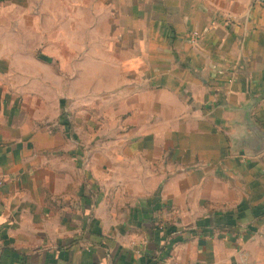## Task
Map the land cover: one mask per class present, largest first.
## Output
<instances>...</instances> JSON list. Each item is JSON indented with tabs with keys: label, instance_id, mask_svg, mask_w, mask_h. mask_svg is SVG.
I'll list each match as a JSON object with an SVG mask.
<instances>
[{
	"label": "crops",
	"instance_id": "obj_1",
	"mask_svg": "<svg viewBox=\"0 0 264 264\" xmlns=\"http://www.w3.org/2000/svg\"><path fill=\"white\" fill-rule=\"evenodd\" d=\"M259 210L264 0H0V264H264Z\"/></svg>",
	"mask_w": 264,
	"mask_h": 264
},
{
	"label": "built area",
	"instance_id": "obj_2",
	"mask_svg": "<svg viewBox=\"0 0 264 264\" xmlns=\"http://www.w3.org/2000/svg\"><path fill=\"white\" fill-rule=\"evenodd\" d=\"M196 36H198L197 33H195ZM163 264H193V263H184L180 259L175 258V257H169L166 258L163 262Z\"/></svg>",
	"mask_w": 264,
	"mask_h": 264
},
{
	"label": "trees",
	"instance_id": "obj_3",
	"mask_svg": "<svg viewBox=\"0 0 264 264\" xmlns=\"http://www.w3.org/2000/svg\"><path fill=\"white\" fill-rule=\"evenodd\" d=\"M261 215H264V211L259 210V211L257 212V216H261Z\"/></svg>",
	"mask_w": 264,
	"mask_h": 264
}]
</instances>
